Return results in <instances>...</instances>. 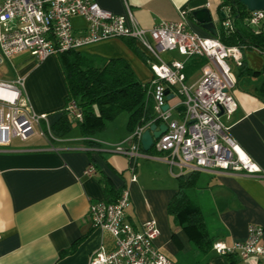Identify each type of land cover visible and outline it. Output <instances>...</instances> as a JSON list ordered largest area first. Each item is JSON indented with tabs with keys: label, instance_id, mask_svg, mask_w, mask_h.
Instances as JSON below:
<instances>
[{
	"label": "crops",
	"instance_id": "obj_1",
	"mask_svg": "<svg viewBox=\"0 0 264 264\" xmlns=\"http://www.w3.org/2000/svg\"><path fill=\"white\" fill-rule=\"evenodd\" d=\"M225 0H96L104 10L127 17L128 11L141 29L149 30L165 22H179L185 12L187 29L200 37L219 39L224 20L219 13L230 14ZM208 9L215 24L216 36L210 34L192 16L193 12ZM74 32H85L86 22L73 17ZM133 45L144 54L134 41ZM245 47V46H244ZM79 52L95 65L108 59H122L141 83L151 80V72L126 44L124 39H107L87 45ZM145 55V54H144ZM166 63L184 62L185 83L194 86L202 74L206 60L182 58L164 53ZM204 61V63L202 62ZM243 61L256 76L241 75L230 63L237 82L232 95L237 108L221 122L230 136L258 167L257 177L228 172L196 171L195 182L185 190L188 199L202 216L204 229L211 240L206 251H200L183 223L174 222L167 212L168 203L176 194L181 180L193 172L170 166L167 155L144 152L137 159L134 180L128 171V161L114 152L115 145L126 147L131 131L128 114L120 113L106 123L103 130L86 139L77 121L67 116L68 91L57 56L42 62L29 52L5 59L0 66V82L13 83L23 79L22 95L37 115H45L31 137L42 138L33 145L14 144L0 148V264H89L90 255L99 249L114 248V238L105 230L92 226L90 204L111 202L122 188H127L130 206L127 220L137 229L154 220L159 230L155 245L174 264H260L253 258L216 254L212 245L222 242L231 246L245 241L249 225L263 229L264 244V58L255 48L243 51ZM6 66V67H3ZM178 96L167 100L168 108L178 104ZM179 108V107H178ZM173 110L176 119L183 111ZM65 116L71 129L56 136L50 128ZM172 119H175L172 115ZM156 131L162 124L151 122ZM135 125L132 131L137 127ZM30 137V138H31ZM21 141V143L27 142ZM90 143H88V141ZM20 141V140H19ZM93 167L94 173L85 175ZM112 191L108 195L105 188Z\"/></svg>",
	"mask_w": 264,
	"mask_h": 264
},
{
	"label": "built area",
	"instance_id": "obj_2",
	"mask_svg": "<svg viewBox=\"0 0 264 264\" xmlns=\"http://www.w3.org/2000/svg\"><path fill=\"white\" fill-rule=\"evenodd\" d=\"M230 12V11H229ZM226 14L225 29H233L232 16ZM231 14V13H230ZM73 17L87 24L85 32H74ZM179 22H161L149 30L141 29L130 11L127 17L102 9L96 0H0V66L5 59L29 52L37 61L67 51H77L87 45L107 39H130L137 43L146 57L151 72L150 96L155 120L166 125V131L154 141L153 150L167 155L166 162L180 169L206 172H228L257 177L258 167L240 148L221 122L237 108L232 91L236 80L230 63L239 67L244 46H227L214 37H200L187 29L185 12ZM247 25L258 33L264 23V11L249 12ZM264 58V47L257 49ZM175 53L179 57H198L206 60L202 74L194 86L185 83L184 62L160 59V53ZM24 80L0 82V148L12 139L26 141L45 115L34 113L22 95ZM178 96L173 108L163 111L168 96ZM184 107L180 118L172 119L171 112ZM70 120L80 122L82 113L74 101L66 108ZM223 113L220 116V113ZM147 127V126H146ZM145 127V128H146ZM144 126H137L126 139V147L115 145L114 152L128 161V171L134 180L141 135ZM40 135L43 133L40 131ZM85 175L94 173L93 167ZM130 206L127 188H122L115 200L98 201L89 206L92 226L105 230L114 238V248L92 253L89 264H174L155 245L159 230L154 220L143 223L140 229L126 218ZM263 229L249 225L247 238L226 246L212 245L222 256L237 255L253 258L264 264Z\"/></svg>",
	"mask_w": 264,
	"mask_h": 264
},
{
	"label": "trees",
	"instance_id": "obj_3",
	"mask_svg": "<svg viewBox=\"0 0 264 264\" xmlns=\"http://www.w3.org/2000/svg\"><path fill=\"white\" fill-rule=\"evenodd\" d=\"M233 0H225L233 20V29H221L219 40L227 46H245L260 49L264 47V23L258 33L245 22L249 11ZM131 50L146 63V57L133 45L132 40L124 39ZM64 82L67 87V102L74 101L82 113V120L77 122L80 133L86 139L103 130L106 123L115 119L120 113L128 114L130 131L135 125H146L155 120V111L150 96V82L141 83L130 66L122 59H108L101 65H95L79 52L67 51L57 55ZM204 63V61H202ZM237 78L241 75L256 76L258 72L250 71L245 62L238 67ZM237 84V82H236ZM71 129L65 116L50 128L56 136H64ZM88 141V140H87ZM90 143V141H88ZM179 182L176 194L168 203L167 212L174 222L183 223L191 239L200 251H206L209 239L199 209L192 205L185 190L195 182V175ZM112 190L105 188L109 195Z\"/></svg>",
	"mask_w": 264,
	"mask_h": 264
},
{
	"label": "water",
	"instance_id": "obj_4",
	"mask_svg": "<svg viewBox=\"0 0 264 264\" xmlns=\"http://www.w3.org/2000/svg\"><path fill=\"white\" fill-rule=\"evenodd\" d=\"M236 2L241 4L246 8L247 11L253 12V11H264V0H233L232 5L236 7ZM222 20H226V13L220 12L219 13ZM192 16L203 25V28L207 30L210 34L213 36H216V30H215V24L212 19L211 13L208 9H200L198 11L193 12ZM238 15H236L234 18H232V21L234 19H237ZM171 96H168V99H170ZM168 109V105H164L162 110L166 111ZM177 111H184V107H179ZM223 113H220V116ZM166 131V125H161L158 131H156V125L151 124L146 130L143 131L141 135V148L144 152H148L153 144L154 141L157 140L164 132Z\"/></svg>",
	"mask_w": 264,
	"mask_h": 264
},
{
	"label": "rangeland",
	"instance_id": "obj_5",
	"mask_svg": "<svg viewBox=\"0 0 264 264\" xmlns=\"http://www.w3.org/2000/svg\"><path fill=\"white\" fill-rule=\"evenodd\" d=\"M256 50H257V49H256ZM257 51H258V50H257ZM258 53H259V52H258ZM163 54H164V53H160V57L164 59L165 55H163ZM259 55H260V54H259ZM145 66L149 69V67H148L147 64H146ZM3 67H6V66H3ZM232 75L235 76L234 72L232 73ZM258 80H259V81H264V72H263L261 78H259ZM178 98H179V97H178ZM172 115H173V117L176 119V113L172 111ZM177 120H178V119H177ZM35 130H36L37 132L40 131V129H38V127H36ZM13 143H14V144H23V145H33V146H37V145H39V144L42 143V138L37 137V136H33V137H31V138H30L27 142H25V143H21V141H19L18 139H15V140H13ZM152 151H153V150H150L149 153H151Z\"/></svg>",
	"mask_w": 264,
	"mask_h": 264
},
{
	"label": "bare ground",
	"instance_id": "obj_6",
	"mask_svg": "<svg viewBox=\"0 0 264 264\" xmlns=\"http://www.w3.org/2000/svg\"><path fill=\"white\" fill-rule=\"evenodd\" d=\"M3 95V91L2 90H0V96H2Z\"/></svg>",
	"mask_w": 264,
	"mask_h": 264
}]
</instances>
